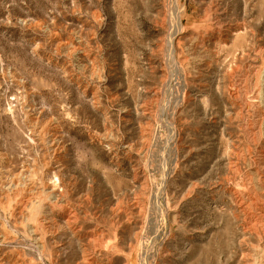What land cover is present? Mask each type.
<instances>
[{
	"label": "rangeland",
	"instance_id": "374dc122",
	"mask_svg": "<svg viewBox=\"0 0 264 264\" xmlns=\"http://www.w3.org/2000/svg\"><path fill=\"white\" fill-rule=\"evenodd\" d=\"M141 263L264 264V0H0V264Z\"/></svg>",
	"mask_w": 264,
	"mask_h": 264
},
{
	"label": "bare ground",
	"instance_id": "6f19581e",
	"mask_svg": "<svg viewBox=\"0 0 264 264\" xmlns=\"http://www.w3.org/2000/svg\"><path fill=\"white\" fill-rule=\"evenodd\" d=\"M171 2H172V0H171ZM173 2H174V1H173ZM170 4H171V3H170ZM175 4H176V3H175ZM173 5H174V4H173ZM174 6H175V5H174ZM171 8H172V7H171ZM171 8H170V9H171ZM174 8H175V7H174ZM172 9H173V8H172ZM173 10H175V9H173ZM173 10H172V12H173ZM170 11H171V10H170ZM172 12H171V13H172ZM176 17H177V16H176ZM176 17H175V18H176ZM172 19H173V18H172ZM177 20H178V19H177ZM177 23H178V22H177ZM173 26L175 27V25H173ZM176 26H177V25H176ZM172 39H173V38H172ZM171 42H172V41H171ZM165 213H166V212H165ZM165 213H164V214H165ZM165 215H166V214H165ZM155 232H156V231H155ZM42 234H43V233H42ZM96 240H97V239H96ZM41 244H42V243H41ZM96 247H97V246H96ZM144 247H145V246H144ZM144 247H143V248H144ZM99 248L104 249V248L101 247V246H99ZM96 249H97V248H96ZM97 250H98V249H97ZM104 250H105V249H104ZM145 251H146V249H145ZM147 251H149V249H147ZM100 252H101V251H100ZM100 252H99V254H100ZM95 254H96V253H95ZM139 255H140V254H139ZM101 256H102V255H101ZM146 256H147V255H146ZM140 257H141V256H140ZM101 259H102V258H101ZM140 259H141V258H140ZM140 259H139V260H140ZM149 260H150V259H149ZM145 261H146V258H145ZM141 262H142V261H141ZM141 264H143V263H141ZM144 264H145V263H144ZM147 264H148V263H147Z\"/></svg>",
	"mask_w": 264,
	"mask_h": 264
}]
</instances>
